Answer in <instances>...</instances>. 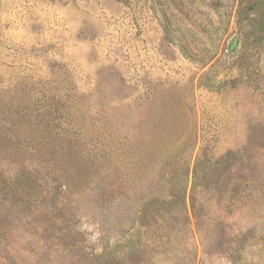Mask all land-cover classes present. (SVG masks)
I'll use <instances>...</instances> for the list:
<instances>
[{"label":"rangeland","instance_id":"rangeland-1","mask_svg":"<svg viewBox=\"0 0 264 264\" xmlns=\"http://www.w3.org/2000/svg\"><path fill=\"white\" fill-rule=\"evenodd\" d=\"M0 264H264V0H0Z\"/></svg>","mask_w":264,"mask_h":264}]
</instances>
